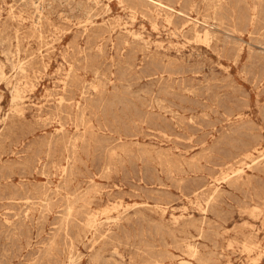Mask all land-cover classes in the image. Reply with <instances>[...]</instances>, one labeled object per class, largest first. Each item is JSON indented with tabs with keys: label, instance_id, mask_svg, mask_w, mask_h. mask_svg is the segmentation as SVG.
Returning <instances> with one entry per match:
<instances>
[{
	"label": "rangeland",
	"instance_id": "obj_1",
	"mask_svg": "<svg viewBox=\"0 0 264 264\" xmlns=\"http://www.w3.org/2000/svg\"><path fill=\"white\" fill-rule=\"evenodd\" d=\"M183 260L264 264V0H0V264Z\"/></svg>",
	"mask_w": 264,
	"mask_h": 264
},
{
	"label": "bare ground",
	"instance_id": "obj_2",
	"mask_svg": "<svg viewBox=\"0 0 264 264\" xmlns=\"http://www.w3.org/2000/svg\"><path fill=\"white\" fill-rule=\"evenodd\" d=\"M218 1V0H217ZM161 2V1H160ZM223 3V2H222ZM216 5H218V4H216ZM214 7V6H213ZM219 8V7H218ZM217 8V9H218ZM221 8V7H220ZM216 13H217V11H216ZM42 50V49H41ZM252 148V147H251ZM250 149V148H249ZM245 151V150H244ZM72 208V207H71ZM190 248H192V247H190ZM192 250V249H191ZM183 263L184 264H189V261H186V260H183Z\"/></svg>",
	"mask_w": 264,
	"mask_h": 264
}]
</instances>
